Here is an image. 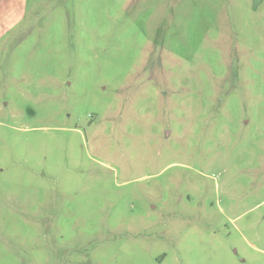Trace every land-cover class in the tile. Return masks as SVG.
Masks as SVG:
<instances>
[{
  "label": "rangeland",
  "instance_id": "1",
  "mask_svg": "<svg viewBox=\"0 0 264 264\" xmlns=\"http://www.w3.org/2000/svg\"><path fill=\"white\" fill-rule=\"evenodd\" d=\"M0 264H264V0H0Z\"/></svg>",
  "mask_w": 264,
  "mask_h": 264
}]
</instances>
